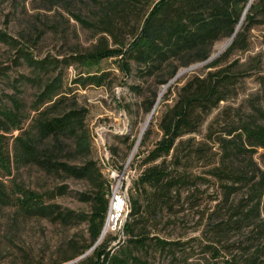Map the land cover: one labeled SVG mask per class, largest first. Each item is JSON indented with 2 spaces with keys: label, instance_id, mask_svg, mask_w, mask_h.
<instances>
[{
  "label": "trees",
  "instance_id": "trees-1",
  "mask_svg": "<svg viewBox=\"0 0 264 264\" xmlns=\"http://www.w3.org/2000/svg\"><path fill=\"white\" fill-rule=\"evenodd\" d=\"M88 1L92 7L89 14L77 11L72 12L73 17L83 26L109 35L115 46L72 54L66 62L78 61L88 67L101 56L119 53L121 69H128L130 60L142 64L144 74L165 67L161 83L180 66L204 61L212 43L221 37L228 39L238 27L225 48L205 60L203 72L188 75L175 87L172 102L158 117L160 135L140 157L142 167L128 187V209L121 225L125 237L108 246L109 239L115 237L108 234L70 264H154L144 255L149 248L162 253L169 264H201L177 252L179 240L144 232L147 221L154 224L177 210L180 190L197 188L207 180L201 172L218 181V194L211 198L214 201L204 224L208 239L221 243L223 250L202 244L213 258L203 264H264V169L251 158L257 148L264 149V76L259 78V92L245 115L236 112L235 117L227 118L229 113L220 109L217 114L223 122L215 114L196 136L207 115L229 93L235 73L225 59L233 49L246 47L245 32L257 14H264V0ZM0 41H11L1 29ZM18 51L33 72L23 76L25 80H37L41 72L49 71L52 60L48 56L36 59L21 47ZM81 79L99 83L100 74H85ZM38 82L26 112L15 95H10L9 103H0V209L9 206L24 216L59 221L76 217L72 210L47 201L53 197L51 190L38 191L15 181L10 176L14 166L32 164L46 173L84 179L89 191L80 193V199L89 203L88 211L81 215L87 223V241L51 263L57 264L83 253L96 240L104 222L109 184L90 157L85 108L70 104L71 96L59 89L54 77ZM170 91L169 84L163 98ZM158 99L159 95L155 101L151 98L149 107L153 101L155 107ZM148 134L147 126L139 146ZM66 140L72 157L78 160L61 156ZM261 157L264 165V151ZM54 188L57 193L64 191L61 184Z\"/></svg>",
  "mask_w": 264,
  "mask_h": 264
},
{
  "label": "rangeland",
  "instance_id": "rangeland-1",
  "mask_svg": "<svg viewBox=\"0 0 264 264\" xmlns=\"http://www.w3.org/2000/svg\"><path fill=\"white\" fill-rule=\"evenodd\" d=\"M91 8L88 0H0V29L11 40L0 41V103H9L10 95H15L21 98V108L26 112L38 91V81L54 77L60 83L59 89L71 96L68 102L85 108L84 123L91 141L90 157L97 161L108 184H114L118 179L127 202L128 187L142 167L139 159L160 135L158 117L172 102L175 87L188 75L203 72L205 61L190 63L188 68L168 83L159 82L166 72L165 67L144 74L140 71L143 65L130 60L128 69L119 68V53L101 56L88 67L78 61L67 63L72 54L84 53L98 46H115L109 35L100 32L98 28L83 26L72 15V12L77 11L83 15L89 14ZM254 20L255 23L245 32L246 47L233 49L225 59L226 63L231 64L229 70L235 73L229 93L207 115L196 136L204 130L206 121L220 109L224 108L226 114L229 113L227 118L235 117L236 112L245 115L250 109L249 102L256 98L261 85L259 78L264 76V14H257ZM227 40V37L215 40L210 54L218 51L220 45ZM19 47L32 58L48 56L52 60L47 68L48 73L41 72L37 80H25L23 76L33 72L20 55ZM182 68L185 67L180 66L178 70ZM85 74H100L99 83L82 81L81 77ZM169 84L171 91L163 98ZM158 95L159 99L153 109ZM151 98L154 101L149 107ZM151 109L146 125L149 127L148 138L139 146L135 140ZM217 120L223 122L222 115L217 114ZM100 141L107 153V159L103 158L104 163L101 159L103 155ZM262 151L263 148H257L251 157L260 169H264ZM60 154L70 160H78L77 157H72L68 140ZM111 170L117 175L112 176ZM201 174L207 180L197 185V188L191 186L180 190L177 210L168 217H161L154 224L147 221L144 232L179 240L181 246L177 252L185 253L188 260H197L203 264L205 261L211 262L213 258L202 244L211 243L219 252L222 253L223 250L219 246L221 243L208 239L210 235L204 224L214 201L211 198L218 194V181L206 172ZM10 176L24 186L38 191L51 190L53 197L47 201L72 210L76 217L65 221L50 220L46 217L24 216L13 207H2L0 264H51L87 241V223L81 215L88 211L89 203L80 199V193L89 191L84 179L46 173L32 164L12 167ZM58 184L62 185L63 192L57 193L54 186ZM127 207L122 214L121 223L126 217ZM108 234L115 236L109 239L107 245L110 246L117 238L114 231L104 232L100 240ZM140 252L143 254V251ZM144 255L154 264H169L157 249L149 248ZM67 261L69 260L57 264Z\"/></svg>",
  "mask_w": 264,
  "mask_h": 264
},
{
  "label": "built area",
  "instance_id": "built-area-1",
  "mask_svg": "<svg viewBox=\"0 0 264 264\" xmlns=\"http://www.w3.org/2000/svg\"><path fill=\"white\" fill-rule=\"evenodd\" d=\"M101 148H102V155L101 159H107V153L105 152V148L103 142L100 141ZM103 159V163H104ZM112 176L117 175L113 170H111ZM110 203H114V207H110ZM127 206L126 202V194L125 191L121 188V183L117 181L114 184H109V193H108V201H107V208L105 212L104 222H103V233L106 231H114L117 235L115 243L119 239L122 240L125 235L122 231V223L121 217L123 212L125 211ZM102 233V234H103Z\"/></svg>",
  "mask_w": 264,
  "mask_h": 264
},
{
  "label": "water",
  "instance_id": "water-1",
  "mask_svg": "<svg viewBox=\"0 0 264 264\" xmlns=\"http://www.w3.org/2000/svg\"><path fill=\"white\" fill-rule=\"evenodd\" d=\"M245 9V8H244ZM240 19H241V17H240ZM240 19H239V21H240ZM237 27H238V24L235 26V30L237 29ZM234 30V31H235ZM234 31L230 34V36L228 37V41H227V43H226V45L229 43V41L231 40V38H232V36H233V34H234ZM225 45V46H226ZM224 46V47H225ZM223 47V48H224ZM222 48V49H223ZM222 49H219L218 51H216L215 53H212V54H210L205 60H208V59H211L212 57H214L216 54H218ZM204 60V61H205ZM191 66V65H190ZM189 66H186L185 68H182V69H180V70H177L176 71V73L166 82V83H168L171 79H173V78H175L176 76H178L179 74H181L186 68H188ZM151 112H152V109L150 110V113H149V116H150V114H151ZM147 122H148V120H147ZM147 124V123H146ZM143 130L144 129H142V130H140L139 131V134H138V136L136 137V140H135V142H137L138 140H139V138H140V135H141V133L143 132ZM102 233H103V225H102V227H101V230H100V232H99V234H98V236H97V238H96V240L92 243V245L87 249V250H85L83 253H81V254H79L78 256H76V257H74V258H72V259H70L69 261H67V262H65V263H62V264H67V263H70V262H72V261H75V260H77L78 258H80V257H82L84 254H86L98 241H99V239H100V237L102 236Z\"/></svg>",
  "mask_w": 264,
  "mask_h": 264
},
{
  "label": "bare ground",
  "instance_id": "bare-ground-1",
  "mask_svg": "<svg viewBox=\"0 0 264 264\" xmlns=\"http://www.w3.org/2000/svg\"><path fill=\"white\" fill-rule=\"evenodd\" d=\"M228 41V40H227ZM227 41L226 42H224L223 44H221L220 45V47L218 48V50L219 49H222L225 45H226V43H227ZM163 91V90H162ZM162 93V92H161ZM161 93H160V95H161ZM159 95V96H160ZM157 101V100H156ZM153 109H154V107H153ZM150 116H151V114H150ZM150 116L147 118V120L150 118ZM147 120H146V122H145V124L143 125V128L142 129H144L145 127H146V123H147ZM115 206V204L114 203H110V207H114Z\"/></svg>",
  "mask_w": 264,
  "mask_h": 264
}]
</instances>
